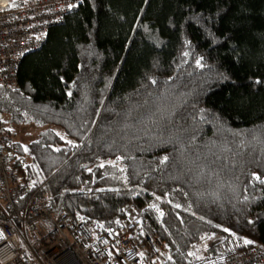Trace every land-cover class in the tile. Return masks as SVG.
<instances>
[{"label":"trees","instance_id":"1","mask_svg":"<svg viewBox=\"0 0 264 264\" xmlns=\"http://www.w3.org/2000/svg\"><path fill=\"white\" fill-rule=\"evenodd\" d=\"M8 125L43 127L7 152L56 213L129 206L168 264L208 233L264 249V0H79L0 85Z\"/></svg>","mask_w":264,"mask_h":264},{"label":"built area","instance_id":"2","mask_svg":"<svg viewBox=\"0 0 264 264\" xmlns=\"http://www.w3.org/2000/svg\"><path fill=\"white\" fill-rule=\"evenodd\" d=\"M79 0H0V85L13 87L22 55L38 48L48 29L76 10ZM73 5V7H69ZM0 129V264H168L166 243L140 227L141 213L125 206L116 227L86 215L55 212L27 192L12 167ZM155 213L157 202L149 204ZM191 254V255H190ZM184 264H264V249L235 234L208 233Z\"/></svg>","mask_w":264,"mask_h":264},{"label":"rangeland","instance_id":"3","mask_svg":"<svg viewBox=\"0 0 264 264\" xmlns=\"http://www.w3.org/2000/svg\"><path fill=\"white\" fill-rule=\"evenodd\" d=\"M7 127L11 130V132L9 133L10 144L11 141L22 142L24 144H27L31 139L35 138L37 133L43 128L33 125H29V126L8 125Z\"/></svg>","mask_w":264,"mask_h":264},{"label":"snow or ice","instance_id":"4","mask_svg":"<svg viewBox=\"0 0 264 264\" xmlns=\"http://www.w3.org/2000/svg\"><path fill=\"white\" fill-rule=\"evenodd\" d=\"M69 7H73V5H69ZM197 63L199 64V61H197ZM63 138V137H62ZM165 160L167 159V157L164 158ZM101 167H103V165H101ZM258 178V177H257ZM177 207H180L179 205H176ZM161 215H163V213H160ZM225 231H228L227 229H225ZM245 243H251V241H245ZM191 255V254H190Z\"/></svg>","mask_w":264,"mask_h":264}]
</instances>
